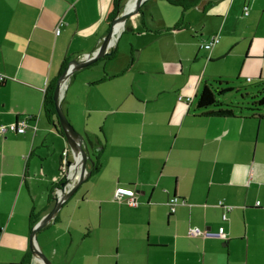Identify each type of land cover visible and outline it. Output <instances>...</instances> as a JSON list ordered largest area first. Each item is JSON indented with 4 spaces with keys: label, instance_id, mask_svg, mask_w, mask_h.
Returning a JSON list of instances; mask_svg holds the SVG:
<instances>
[{
    "label": "crops",
    "instance_id": "0c3cea01",
    "mask_svg": "<svg viewBox=\"0 0 264 264\" xmlns=\"http://www.w3.org/2000/svg\"><path fill=\"white\" fill-rule=\"evenodd\" d=\"M126 1L0 0V264H44L30 234L71 157L46 91L101 46ZM115 38L112 54L65 82L63 108L94 165L37 232L39 248L52 264H105L112 248L142 264H264V119L197 108L220 60L264 87V0H145ZM201 59L189 78L168 79ZM118 186L133 188L137 205L116 199ZM220 200L235 206L227 220ZM192 226L225 236L190 235Z\"/></svg>",
    "mask_w": 264,
    "mask_h": 264
},
{
    "label": "water",
    "instance_id": "95a60500",
    "mask_svg": "<svg viewBox=\"0 0 264 264\" xmlns=\"http://www.w3.org/2000/svg\"><path fill=\"white\" fill-rule=\"evenodd\" d=\"M129 1L131 0H127L120 8H118V14L113 19L111 28L108 34H106L101 46L86 56L77 57L71 60L65 70L61 73L55 87L53 99L55 100L56 112L61 124L60 126H62L66 139L68 140L71 157L69 159L65 157V164H63V169L65 171L64 180L56 188L57 190H55L53 194L55 200L53 208L32 227L30 234V244L33 253L34 255H37L44 264H52V262L39 248L36 237L37 232L55 219L57 213L63 206L62 204H64V202L77 190L79 184L91 174V170L88 169V162H90L91 165H94V160L89 150V142L76 129V127L73 126V123L70 121L63 108L62 98L64 93L62 94L61 92L62 85L77 69L88 66V64L90 65L94 63L99 58L110 55L114 52L112 39L116 34V27L119 24L124 26L128 17L137 12L145 0H134L135 3L131 6H129ZM15 125L16 123H14V126ZM80 169H82L83 175L77 178Z\"/></svg>",
    "mask_w": 264,
    "mask_h": 264
},
{
    "label": "rangeland",
    "instance_id": "374dc122",
    "mask_svg": "<svg viewBox=\"0 0 264 264\" xmlns=\"http://www.w3.org/2000/svg\"><path fill=\"white\" fill-rule=\"evenodd\" d=\"M131 33H125L122 42H124V40H126V38L129 37ZM190 67L193 69V71H198L200 67L204 68L206 64H204V61L198 60L196 62L191 61L190 63L188 61L185 60V69L183 71V73L181 75H177V76H170L168 77V79L170 80H176V81H183L187 78H189L188 75V67ZM178 65L180 66L179 69H181V62L179 61ZM232 66L230 64V58L226 61H218L216 63H214L213 65L209 66V70H208V74H211V79H213L215 81V79H222L223 82L220 83L219 81H215V85L217 86V90L220 91L222 88L226 87L227 85L230 86H234L235 89L231 90V91H227L224 93H220L218 94V98L222 101H224L225 103H232L234 105L237 106V110L240 111L239 107L245 106L247 105V101L248 97H243V93H247L248 92H256L257 88L255 86L256 82L250 83L246 80L245 76L243 74L238 75L239 73V68H235V70L237 71V73L235 72V70L230 67ZM241 67V64L240 66ZM229 71H234L235 74L234 76H225V75H232V74H228ZM233 72V73H234ZM232 73V72H231ZM187 75V76H186ZM156 78V77H155ZM155 78H150V80H155ZM228 81V82H226ZM238 87H241V90H237ZM247 108H244V111H247ZM262 111L264 112V106L262 107ZM116 248H112V256H110L107 259V263L105 264H130L131 262H135V264H142L139 260H142V257H138L137 260H133L129 257L126 256H121L118 258L117 254L115 253ZM78 264H79V259H77ZM101 262H99L98 259L96 258H92L91 264H104L103 259L100 260ZM75 262V260H74ZM74 264V263H73ZM134 264V263H133Z\"/></svg>",
    "mask_w": 264,
    "mask_h": 264
},
{
    "label": "trees",
    "instance_id": "16d2710c",
    "mask_svg": "<svg viewBox=\"0 0 264 264\" xmlns=\"http://www.w3.org/2000/svg\"><path fill=\"white\" fill-rule=\"evenodd\" d=\"M215 81H219L220 83L223 80L216 79ZM215 81H206L203 84L201 93L198 97L197 108L205 109V113L208 114H218V115H235L237 112H246L252 114V116H257L260 119H264V112L262 111V107L264 106V87L261 83H255L257 88L256 92H248L243 93V97H248L247 105L239 107L240 111L236 108L237 106L232 103H225L224 101L218 98V94L224 93L227 91L234 90V86L227 85L222 88L220 91L217 90V86L215 85ZM228 82V81H226ZM56 83L51 84V86L46 91L45 96V107L49 113L52 114L53 117L57 120V124L60 126L59 117L56 112L54 92H55ZM241 87H238L237 90H241ZM244 108H247V111H244ZM51 116V115H50ZM60 130L64 133L62 126H60Z\"/></svg>",
    "mask_w": 264,
    "mask_h": 264
},
{
    "label": "built area",
    "instance_id": "2783aa9c",
    "mask_svg": "<svg viewBox=\"0 0 264 264\" xmlns=\"http://www.w3.org/2000/svg\"><path fill=\"white\" fill-rule=\"evenodd\" d=\"M245 14H248V6H245ZM57 33H60V28H58L56 30ZM220 35L219 34H215L213 35L210 40L208 42H205L203 44L204 47L206 48H211L216 42L220 41ZM5 80V76L3 74H0V82H3ZM25 121H21L19 123V125L17 124L16 126H14L15 128H17L18 131L23 132L25 131ZM7 129V125H2L0 127V131L5 132ZM62 167H64V165H62ZM115 194V198L118 200H122V199H126L127 202L130 205H137L138 201L136 198V192L133 188L131 187H126V186H118L116 188V192ZM179 203V199L178 198H174V200L171 202L172 204V211H175L176 208V204ZM217 206L221 207L223 209V213H222V217L224 220L228 219V213L229 211H232L233 208L235 207L233 204L230 203H225L223 200H220L217 204ZM189 234L190 235H194V236H199V235H204V236H225V232L223 230V227H221L219 230H212L211 228H201L200 226H192L189 229Z\"/></svg>",
    "mask_w": 264,
    "mask_h": 264
},
{
    "label": "bare ground",
    "instance_id": "6f19581e",
    "mask_svg": "<svg viewBox=\"0 0 264 264\" xmlns=\"http://www.w3.org/2000/svg\"><path fill=\"white\" fill-rule=\"evenodd\" d=\"M133 3H135L134 2V0H131L130 2H129V6H131ZM121 25V27H122V29H123V25L122 24H119L117 27H116V29H115V31L116 32H121V28H120V31L118 30V27ZM115 40H116V38H115V36L113 37V39H112V41L113 42H115ZM66 82V81H65ZM65 82L63 83V85H62V94L64 93V85H65ZM83 175V171H82V169H80V172H79V174H78V176H77V178H79L80 176H82Z\"/></svg>",
    "mask_w": 264,
    "mask_h": 264
}]
</instances>
